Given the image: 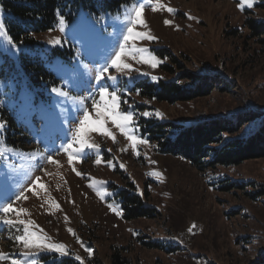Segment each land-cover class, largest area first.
<instances>
[{"label":"rangeland","instance_id":"obj_1","mask_svg":"<svg viewBox=\"0 0 264 264\" xmlns=\"http://www.w3.org/2000/svg\"><path fill=\"white\" fill-rule=\"evenodd\" d=\"M139 2L143 0H133L126 5L130 7L131 3ZM161 2L175 8V15L154 13L146 4L143 18L147 28L139 30H150L158 40L136 41L137 46L166 48L182 70L215 77V84L206 96L168 104L141 94L143 82L157 81L137 76L135 72L136 79L132 81L121 77L117 86L131 89L128 104L122 107L127 109L131 105L137 114L138 135L147 139L141 129L143 119L187 125L246 110L264 116V36H255L249 27L250 21L264 23V0H256L254 7L243 11L236 6L239 0ZM123 13V5L118 11L99 15L80 9L68 20L65 33L54 27L52 31L35 35L39 47L34 52L57 80L51 86L29 85L19 76L16 64L20 47L13 50L0 42V52L4 54L0 59L14 60L12 77L6 73L0 76V117L7 122L6 132L0 136V146L4 145L6 137V146L14 149L7 153V160L0 158V191L5 185L14 191L12 186L17 180L20 187H26L35 176H40L45 184L40 196L26 192L28 199L14 206L27 210L21 218L31 219L37 230L43 229L53 241L64 243L69 250L66 257L80 255L85 264H264V158L237 166L199 169L178 156L158 152L156 143L149 140L148 144L138 146L140 155L137 156L124 136L108 125L116 136L115 143L98 133L91 134V140L101 146L99 165L94 163L92 152L80 161L74 160L72 165L61 152L53 157L58 164H43L47 175L39 169L31 176L23 175L24 169L38 162L23 157L35 151L44 152L45 144L60 143L57 137L62 127H67L62 122L76 107L71 97L87 95L69 81L75 73L77 80L86 83L112 54L124 30L117 18ZM188 15L193 19H188ZM81 16L93 22L100 18L96 23L98 38L89 42L87 52L79 37L73 39L68 35ZM164 19L173 20V25L165 26ZM175 25L179 30H175ZM56 37L69 42L54 48L48 41ZM127 62L134 69L147 71L162 80L173 79L181 71L177 65L174 73H167L159 66L153 70L131 58H127ZM163 62L174 66L167 60ZM111 74L116 73L112 70ZM53 86L69 92V97L52 93ZM88 106L91 107L90 102ZM145 110H158L162 118L140 116ZM259 121L224 137L247 134ZM108 161L112 162L111 168ZM73 168L82 175L77 176ZM151 172L161 175H149ZM92 179L105 182L102 187L110 195L104 200L96 195V188L89 187ZM125 191L139 196L144 205L155 210V216L124 218L119 193ZM49 196L59 208L45 203ZM3 202L4 197L0 196V203ZM113 202L120 208L121 215L107 207ZM4 218L16 219L14 214ZM192 225L195 228L189 233L187 229ZM69 227L93 250V257H87L67 231ZM22 229V225L13 227L0 222V253L9 258H33L23 257V246L15 242L14 237L22 234ZM34 258L37 264H50L51 260L62 257L40 252ZM0 264H9V261H0Z\"/></svg>","mask_w":264,"mask_h":264},{"label":"snow or ice","instance_id":"obj_2","mask_svg":"<svg viewBox=\"0 0 264 264\" xmlns=\"http://www.w3.org/2000/svg\"><path fill=\"white\" fill-rule=\"evenodd\" d=\"M256 0H239L237 8L241 11L245 8H252L255 6ZM146 4L150 6L152 12H167L175 15L176 9L162 3L161 0H143L139 3H131L128 7L123 5L124 13L117 18L124 25V30L120 33L121 38L117 41V46L112 49L110 54L104 62L99 65L92 78L86 83L81 82L75 78V73L69 82L73 84V87L81 88L87 95H74L71 100L76 107L72 109V114L63 121L62 124H67V127H62L61 134L57 137L60 141L59 144L53 142L51 144H45V151H35L29 153L24 159L32 161H38L35 165L24 169L23 175L31 176L32 172L36 169L44 171L47 175L46 169L43 168V164H58L59 161L54 160V155H58L61 152L67 156V162L69 165L73 164V161H80L88 152L95 154L94 163L99 165L102 162V156L100 154V145L91 140L92 133H98L104 137L112 139L115 143L116 136L113 131L108 127L117 129L120 134L124 136L128 142V147L137 156L140 155L138 151L139 145L148 144V139L138 135L140 128L137 124V114L132 110L131 105L123 108L122 104H128L127 97L131 94V89L126 87H118L117 83L121 80V77H127L129 81L136 79L133 76V72L137 76L149 77L153 82L158 81L160 78L155 75H150L147 71H141L139 68H133L132 64L127 62V58L135 60L137 64L148 65L151 69L155 70L163 62L150 47H138L136 41H148L155 42L157 37L151 34V31H141L140 28H147L146 22L143 18ZM188 19H193L188 15ZM100 22V18H97L95 22L90 21L87 17L81 16L78 23L68 33L73 39L80 38L81 44L84 46V50L88 51L89 42L98 38V32L96 30V23ZM165 26L173 25V20L164 19ZM69 21L66 16L60 12L57 14L55 27L59 32L65 33L68 28ZM175 30H179V26L175 25ZM52 31V29H50ZM0 42H4L6 46L13 50L18 49V44L11 38L10 34L6 31V25L0 22ZM69 41L63 40L61 37L50 39L48 44L55 47L61 46ZM80 49H77L79 52ZM75 59V57H73ZM112 70L116 74H111ZM51 92L57 96L69 97V92L62 91L61 88L53 86ZM139 94V90H137ZM89 102L91 107L89 108ZM144 118L157 117L162 118V113L158 110L148 111L145 110L139 114ZM42 118V117H41ZM7 129V122L0 117V136H3ZM14 149L6 146V137L4 139V145L0 146V158L7 160V153L12 152ZM126 149H121L125 151ZM108 167H112V162L108 161ZM149 163H155L149 161ZM123 167V165H121ZM77 176H81L82 173L72 169ZM149 175L159 177V172H151ZM104 181L92 179L89 184L90 188H96V195L104 200L110 195L108 191L103 189L102 185ZM20 182L17 180L12 186L14 191L10 190L9 186L5 185L3 191H0V196L4 197V202L0 203V222L5 225L13 226L22 225V234H18L14 237L17 244L23 246V257H33L28 260L20 258H9L8 256L0 253V261L8 260L9 264H37V260L34 258L40 252H46L49 254L59 255L60 257L69 256V250L64 243L55 242L44 233L43 229L37 230V226L31 219L25 220L21 218L22 213H26V209L23 207H15L17 202L27 200L28 196L26 192H31L33 196L39 197L40 190L45 189V184L41 182L40 176H35L34 179L26 187H20ZM45 203H50L54 208H59L60 205L54 200L49 199ZM107 207L113 211L116 215H121L120 208L116 203H108ZM10 214H14L16 219H5ZM68 217L65 216L67 221ZM195 225H192L187 229L189 233L193 232ZM19 231V229H17ZM67 231L75 238L76 243L87 253V257L91 258L94 252L91 248L86 247L79 236L76 235L74 230L69 227ZM135 234V233H134ZM75 261L78 264H85V259L80 255H75Z\"/></svg>","mask_w":264,"mask_h":264},{"label":"trees","instance_id":"obj_3","mask_svg":"<svg viewBox=\"0 0 264 264\" xmlns=\"http://www.w3.org/2000/svg\"><path fill=\"white\" fill-rule=\"evenodd\" d=\"M133 0H0V22L20 47L16 64L29 85L51 86L56 78L45 66V62L34 51L39 45L35 35L55 27L57 14L62 12L67 20L83 10L91 15L120 10L122 5ZM255 36H264V23L249 22ZM165 62L159 65L167 73L176 71L177 59L166 48L152 49ZM31 51V52H30ZM4 55L0 52V56ZM14 60L0 59V76L12 77ZM7 65V67H4ZM173 79H159L156 83H142L141 94L149 99L168 104L192 101L206 96L215 84V77L182 70ZM183 81L188 83L185 85ZM42 94V93H41ZM264 116L254 111L232 113L227 117L203 119L183 125L171 121L158 122L143 119L141 129L149 141L155 142L157 151L178 156L199 169L217 166H237L245 161L264 158ZM260 120L247 134L224 137L238 133L242 127ZM141 122V123H142ZM226 188V187H224ZM123 217L130 220L153 217L155 210L142 203V199L129 191L120 192ZM46 259H50L45 256ZM117 259V258H116ZM50 264H78L72 257L51 260Z\"/></svg>","mask_w":264,"mask_h":264},{"label":"bare ground","instance_id":"obj_4","mask_svg":"<svg viewBox=\"0 0 264 264\" xmlns=\"http://www.w3.org/2000/svg\"><path fill=\"white\" fill-rule=\"evenodd\" d=\"M26 81V80H25Z\"/></svg>","mask_w":264,"mask_h":264}]
</instances>
